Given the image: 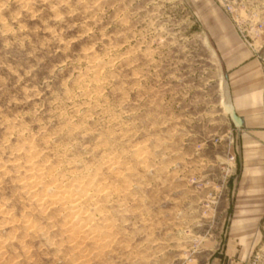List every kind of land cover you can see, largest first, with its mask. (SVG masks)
I'll return each mask as SVG.
<instances>
[{"label": "rangeland", "instance_id": "1", "mask_svg": "<svg viewBox=\"0 0 264 264\" xmlns=\"http://www.w3.org/2000/svg\"><path fill=\"white\" fill-rule=\"evenodd\" d=\"M0 264H264V0H0Z\"/></svg>", "mask_w": 264, "mask_h": 264}, {"label": "crops", "instance_id": "2", "mask_svg": "<svg viewBox=\"0 0 264 264\" xmlns=\"http://www.w3.org/2000/svg\"><path fill=\"white\" fill-rule=\"evenodd\" d=\"M241 73L243 72L237 73V76L233 78V82L230 86V95L235 114L242 120V124L243 122L246 124L247 118L252 121V118L254 117V114L252 115L250 110H252L255 102H257L256 106L259 105L262 87L257 77L253 78L252 75V77L246 76L243 78V76L240 75ZM240 104H243L244 106L242 107ZM246 110L248 111V115L245 114L247 112Z\"/></svg>", "mask_w": 264, "mask_h": 264}, {"label": "water", "instance_id": "3", "mask_svg": "<svg viewBox=\"0 0 264 264\" xmlns=\"http://www.w3.org/2000/svg\"><path fill=\"white\" fill-rule=\"evenodd\" d=\"M224 92L226 96V102L228 107V113L230 114L232 121L234 122L235 126L240 127L242 125V120L235 114L234 107L232 105L230 90L228 83L225 81L224 83Z\"/></svg>", "mask_w": 264, "mask_h": 264}, {"label": "bare ground", "instance_id": "4", "mask_svg": "<svg viewBox=\"0 0 264 264\" xmlns=\"http://www.w3.org/2000/svg\"><path fill=\"white\" fill-rule=\"evenodd\" d=\"M55 183V182H54ZM80 187V186H79ZM62 193V195L64 196V197H67V200H68V202L71 204V210H72V208H74V207H76V205L74 204L75 203V199H73L72 198V193L69 191H62L61 192ZM76 210V209H75ZM75 212V211H74ZM64 214V213H63ZM76 214V213H75Z\"/></svg>", "mask_w": 264, "mask_h": 264}]
</instances>
